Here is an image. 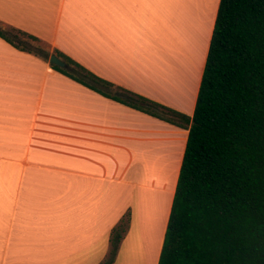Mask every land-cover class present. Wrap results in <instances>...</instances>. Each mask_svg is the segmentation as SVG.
<instances>
[{
    "label": "crops",
    "instance_id": "1",
    "mask_svg": "<svg viewBox=\"0 0 264 264\" xmlns=\"http://www.w3.org/2000/svg\"><path fill=\"white\" fill-rule=\"evenodd\" d=\"M193 2L0 0V22L192 118L220 0ZM35 51L0 38V264H102L128 213L113 264H159L189 128L107 98Z\"/></svg>",
    "mask_w": 264,
    "mask_h": 264
},
{
    "label": "trees",
    "instance_id": "2",
    "mask_svg": "<svg viewBox=\"0 0 264 264\" xmlns=\"http://www.w3.org/2000/svg\"><path fill=\"white\" fill-rule=\"evenodd\" d=\"M0 38L37 54L25 32ZM49 59L50 52L37 47ZM91 90L181 128H189L159 264H264V0H220L192 118L118 88L58 50ZM130 213L113 229L102 264H113Z\"/></svg>",
    "mask_w": 264,
    "mask_h": 264
},
{
    "label": "water",
    "instance_id": "3",
    "mask_svg": "<svg viewBox=\"0 0 264 264\" xmlns=\"http://www.w3.org/2000/svg\"><path fill=\"white\" fill-rule=\"evenodd\" d=\"M50 63L62 69L70 70V66L67 63H65L62 59L58 58L56 55L51 56Z\"/></svg>",
    "mask_w": 264,
    "mask_h": 264
},
{
    "label": "rangeland",
    "instance_id": "4",
    "mask_svg": "<svg viewBox=\"0 0 264 264\" xmlns=\"http://www.w3.org/2000/svg\"><path fill=\"white\" fill-rule=\"evenodd\" d=\"M193 1V0H192ZM192 1L191 0H181V3H185V6L186 7H189V9L190 10H192V8H193V6H192ZM197 0H194V2H196ZM194 2H193V4H194ZM186 3H187V5H186ZM206 5V4H205ZM172 7V6H171ZM182 7H184V5L182 6ZM172 9V8H171ZM186 9V8H185ZM171 14H172V11H171ZM194 15V14H193ZM177 19H179L178 18V16H177ZM35 48H37V46L38 45H33ZM37 51H39L38 49H36Z\"/></svg>",
    "mask_w": 264,
    "mask_h": 264
},
{
    "label": "bare ground",
    "instance_id": "5",
    "mask_svg": "<svg viewBox=\"0 0 264 264\" xmlns=\"http://www.w3.org/2000/svg\"><path fill=\"white\" fill-rule=\"evenodd\" d=\"M197 1H198V0H197ZM203 2H204V1H203ZM212 4H213V3H212ZM202 6H203V5H202ZM215 7H216V6H215ZM205 8H207V7H205ZM210 9H211V7H210ZM206 10H207V9H206ZM206 10H205V11H206ZM206 16H207V15H206ZM188 24H189L188 26H191L190 23H188ZM199 24H200V23H199ZM187 28L189 29V27H187ZM175 29H176V28H175ZM188 29H187V30H188ZM171 31H172V30H171ZM190 31H191V30L189 29L188 32H190ZM170 33H172V32H170ZM186 33H187V32H186ZM190 33H191V32H190ZM190 33H187V34L190 35ZM201 33H202V32H201ZM181 34H182V33H181ZM184 36H185V35H183V37H184ZM180 37H181V36H180ZM188 49H189V48H188ZM193 56H194V55H193Z\"/></svg>",
    "mask_w": 264,
    "mask_h": 264
}]
</instances>
